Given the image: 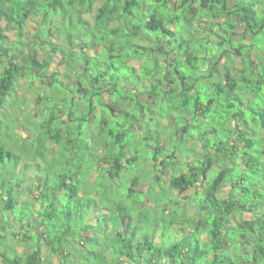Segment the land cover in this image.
Here are the masks:
<instances>
[{
  "label": "clouds",
  "instance_id": "clouds-1",
  "mask_svg": "<svg viewBox=\"0 0 264 264\" xmlns=\"http://www.w3.org/2000/svg\"><path fill=\"white\" fill-rule=\"evenodd\" d=\"M0 264H264V0H0Z\"/></svg>",
  "mask_w": 264,
  "mask_h": 264
}]
</instances>
